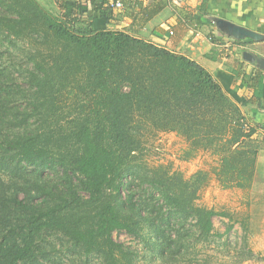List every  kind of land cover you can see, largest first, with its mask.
<instances>
[{"label": "trees", "instance_id": "16d2710c", "mask_svg": "<svg viewBox=\"0 0 264 264\" xmlns=\"http://www.w3.org/2000/svg\"><path fill=\"white\" fill-rule=\"evenodd\" d=\"M95 18L0 0V264L256 259L229 245L235 221L215 227L226 211L195 202L201 185L141 160L174 131L217 156L224 187H249L259 144L237 99L190 56Z\"/></svg>", "mask_w": 264, "mask_h": 264}, {"label": "crops", "instance_id": "0c3cea01", "mask_svg": "<svg viewBox=\"0 0 264 264\" xmlns=\"http://www.w3.org/2000/svg\"><path fill=\"white\" fill-rule=\"evenodd\" d=\"M38 1L53 13L97 17L98 27L126 30L206 67L237 99L245 120L255 128L252 138L259 144L255 175L264 185V69L242 55L248 50L264 57L257 48L264 42L234 39L213 20L225 18L264 34V0H121V8L111 7L109 21L97 16L96 6L103 0ZM246 264H264V259Z\"/></svg>", "mask_w": 264, "mask_h": 264}, {"label": "rangeland", "instance_id": "374dc122", "mask_svg": "<svg viewBox=\"0 0 264 264\" xmlns=\"http://www.w3.org/2000/svg\"><path fill=\"white\" fill-rule=\"evenodd\" d=\"M141 160L149 169L156 167L166 170L195 183L191 188L201 185L195 202L217 211H226L229 215L214 216L215 227L224 231L228 223L235 221V227L228 237L231 248H239L247 243L258 255L256 259L246 260L242 264L264 259V185L260 184V178L257 177L256 182L246 188L224 187L215 174L217 156L208 151H192L189 142L174 131L151 135ZM201 172L206 179L203 180ZM114 236L126 243L133 241L129 235L121 232H115ZM231 254L234 255V252ZM228 261L229 258L223 260L225 263Z\"/></svg>", "mask_w": 264, "mask_h": 264}, {"label": "water", "instance_id": "95a60500", "mask_svg": "<svg viewBox=\"0 0 264 264\" xmlns=\"http://www.w3.org/2000/svg\"><path fill=\"white\" fill-rule=\"evenodd\" d=\"M213 20L218 29L225 32L227 35L233 37L234 39L243 40L248 38L255 42H264V34L259 33L253 29L221 17H215ZM257 48L260 51H264V45H260ZM242 55L243 58L248 61H256L257 64L264 69V57H258L256 54L248 50H244Z\"/></svg>", "mask_w": 264, "mask_h": 264}, {"label": "built area", "instance_id": "2783aa9c", "mask_svg": "<svg viewBox=\"0 0 264 264\" xmlns=\"http://www.w3.org/2000/svg\"><path fill=\"white\" fill-rule=\"evenodd\" d=\"M107 3L110 7H115V8H121L123 6L121 0H108ZM245 127L247 128L248 126L246 125Z\"/></svg>", "mask_w": 264, "mask_h": 264}]
</instances>
